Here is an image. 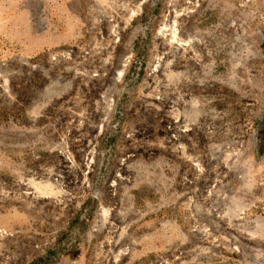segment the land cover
<instances>
[{"label":"rangeland","instance_id":"374dc122","mask_svg":"<svg viewBox=\"0 0 264 264\" xmlns=\"http://www.w3.org/2000/svg\"><path fill=\"white\" fill-rule=\"evenodd\" d=\"M0 264H264V0H0Z\"/></svg>","mask_w":264,"mask_h":264}]
</instances>
